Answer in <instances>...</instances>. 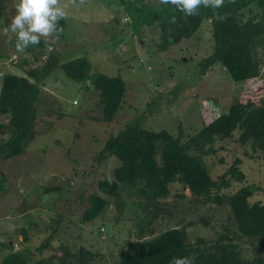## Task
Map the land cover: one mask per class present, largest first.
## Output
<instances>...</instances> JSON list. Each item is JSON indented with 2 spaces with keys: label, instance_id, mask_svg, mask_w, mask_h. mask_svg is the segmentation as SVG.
<instances>
[{
  "label": "rangeland",
  "instance_id": "obj_1",
  "mask_svg": "<svg viewBox=\"0 0 264 264\" xmlns=\"http://www.w3.org/2000/svg\"><path fill=\"white\" fill-rule=\"evenodd\" d=\"M0 1L9 23L17 0ZM123 1L86 0L75 7L71 0H61L69 15L59 39L47 45L42 38V46L30 45L24 53L16 52L15 34L0 36V50L5 55L0 58V73L23 74L42 64L54 50L62 53L61 62L81 57L88 63V75H118L125 85L120 107L109 121H103L88 78L74 83L55 67L40 81V95L34 103V137L22 153L0 159V257L9 248L26 247L29 263L51 257L59 264L63 248L73 254L84 247L89 251V264H118L121 251L173 227L185 229L186 243H193L196 237L210 242L230 234L239 255L250 257L256 241L238 237L225 201L193 197L177 182L168 184L166 196L150 201L136 194L140 181L122 186L117 196H104L97 190L98 180L112 178L117 161L109 156L98 162L96 153L109 134L127 122L140 120L141 127L164 129L187 144L234 100L248 108L258 105L264 94V46L256 48L259 74L252 80L233 81L219 62L200 74L197 61L212 50L207 21L190 37L161 48L158 23L135 27L134 13L126 11ZM5 121L6 116L0 115V123ZM236 133L215 138L199 152L214 181L234 158L240 159L243 181L231 180L226 187L212 188L211 193L227 194L249 183L258 187L249 200H263L264 159L249 142L237 143ZM7 136L0 132V140ZM187 151L198 153L193 146ZM92 192L106 197L108 203L93 223L82 222ZM22 227L30 234L26 240L19 231ZM45 238L49 242L38 252L35 248ZM66 263L72 264L70 256Z\"/></svg>",
  "mask_w": 264,
  "mask_h": 264
},
{
  "label": "trees",
  "instance_id": "obj_2",
  "mask_svg": "<svg viewBox=\"0 0 264 264\" xmlns=\"http://www.w3.org/2000/svg\"><path fill=\"white\" fill-rule=\"evenodd\" d=\"M122 3L126 11L134 13L132 23L135 27L143 23H158L161 48L190 37L202 21H207L212 50L197 61L199 73L203 74L211 64L219 62L229 77L238 83L257 77L256 48L264 46V0H235L234 3L225 0L224 6L215 10L223 19H217L211 8L201 7L198 15L185 16L174 6L163 5L159 0H126ZM2 6L0 28L8 23ZM173 16L176 23H170ZM58 26L63 28L64 19L59 21ZM43 44L39 43L40 46ZM2 53L0 50V58L5 56ZM60 54L51 50L42 64L23 74L13 71L0 73V115L6 116V121L0 123V132L8 133L5 139L0 140V159L22 153L34 137V103L40 91V81L55 67L60 68L64 77L74 83L89 79L100 103L101 120L109 121L120 107L125 90L120 76L88 75V63L83 58L74 57L61 62L63 56ZM233 103L227 111L205 123L187 144L180 143L179 136H173L164 129L141 127L140 120L127 122L114 134H109L96 153L98 162L109 156L117 161L112 168V178L100 179L96 186L104 196H117L122 186H133L140 181L141 185L135 188V192L150 201L166 196L168 184L177 182L187 188L193 197H204L213 202L225 201L238 237H244L249 242L256 241L252 246V255L240 256L230 234H222L210 242L196 237L193 243H186L185 229L173 227L133 245L128 251H121L118 264H171L173 257H189L193 264H264V199L249 200L258 187L242 183L227 194L211 193L212 188L226 187L231 180L243 181L244 174L238 167L240 159L234 158L218 181H214L199 155L204 146L215 138H229L236 131L234 140L240 144L249 142L251 149L260 151L264 159V94L256 106L244 108L235 100ZM189 146H193L198 153L188 152ZM50 188L53 187H46V190ZM104 196L95 192L88 195L87 208L80 218L82 222L93 223L108 203ZM19 231L23 240L30 237L24 227ZM48 242L45 238L35 249L40 252ZM69 256L72 264H89V251L84 247H79L73 254L68 247L63 248L59 264H67ZM28 257L29 249L26 247L19 250L9 248L0 257V264H54L51 257H41L32 263L28 262Z\"/></svg>",
  "mask_w": 264,
  "mask_h": 264
},
{
  "label": "clouds",
  "instance_id": "obj_3",
  "mask_svg": "<svg viewBox=\"0 0 264 264\" xmlns=\"http://www.w3.org/2000/svg\"><path fill=\"white\" fill-rule=\"evenodd\" d=\"M163 5L174 6L185 16L199 14L201 7L214 10L217 19H223L219 12L215 11L224 6L225 0H159ZM235 0H229L234 3ZM75 7L86 3V0H71ZM69 13L61 5V0H17L15 14L3 28H0V36L16 35L15 49L17 53H24L30 45H38L43 38L45 44L55 43L59 39L58 33L63 29L58 26L61 19H67ZM170 23H176V17H171ZM251 79V78H249ZM171 264H193L189 257H173Z\"/></svg>",
  "mask_w": 264,
  "mask_h": 264
},
{
  "label": "crops",
  "instance_id": "obj_4",
  "mask_svg": "<svg viewBox=\"0 0 264 264\" xmlns=\"http://www.w3.org/2000/svg\"><path fill=\"white\" fill-rule=\"evenodd\" d=\"M258 74H259V66H258ZM45 78V77H44ZM253 78H251V80H252ZM246 81V80H245ZM41 84V83H40ZM77 84V83H76ZM41 88V87H40ZM39 93H40V91H39ZM39 95L40 94H38V97H37V99L39 98ZM35 121H37V119H35ZM36 123V122H35ZM31 141V140H30ZM29 142V141H28ZM25 148V147H24ZM8 159V158H7Z\"/></svg>",
  "mask_w": 264,
  "mask_h": 264
},
{
  "label": "built area",
  "instance_id": "obj_5",
  "mask_svg": "<svg viewBox=\"0 0 264 264\" xmlns=\"http://www.w3.org/2000/svg\"><path fill=\"white\" fill-rule=\"evenodd\" d=\"M73 103H75V101H73Z\"/></svg>",
  "mask_w": 264,
  "mask_h": 264
}]
</instances>
